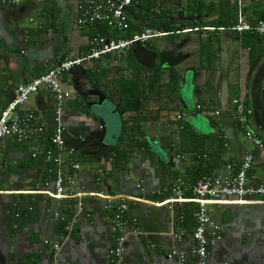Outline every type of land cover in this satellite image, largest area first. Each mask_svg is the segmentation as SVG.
Returning <instances> with one entry per match:
<instances>
[{"label":"crops","instance_id":"0c3cea01","mask_svg":"<svg viewBox=\"0 0 264 264\" xmlns=\"http://www.w3.org/2000/svg\"><path fill=\"white\" fill-rule=\"evenodd\" d=\"M148 1L153 5V12H141L140 15L147 21H141L140 25L158 23L148 20L151 21L152 17L158 20L157 14L166 10L178 30L171 36L151 39L145 47L135 46L131 51L143 54L147 49L157 48L160 54L168 52L170 56L163 58L176 62L172 67L181 75L178 92L169 90L166 84L168 72H165L158 89L148 90L147 80L142 81V106L139 111L110 115L116 116V119L119 116L114 124L117 133H111L110 152L118 140L122 118L129 119L128 125L132 128H135L134 124L140 127L120 144L127 150V161L116 166L109 152L104 156L81 154L76 150L72 156L61 152V165L41 186L52 192L58 174L73 173L74 184L60 197L31 191L33 181L41 183L38 179L42 167L33 166L35 160L31 153L43 150L45 143L42 139L22 142H15L12 138L0 139V264H107L111 213L103 208L105 199L97 194L99 192L128 201L124 264H180L175 259H168L167 252L172 249L189 250L194 228L191 232L186 229L182 239L174 236L181 223L176 222L170 204H158L171 195L159 194L158 191L176 184L178 180L189 186L202 175L221 174L227 163L240 162L246 153L253 155L248 172L250 183L254 186L264 183V151L245 138L243 130L232 117V99L242 97L249 100L253 113L247 117L246 127L264 143L261 125L264 122V70L260 87L262 110L255 114L251 103V85L264 64V55L248 77V48H243L239 38L228 33V28L214 30L211 23L216 16L211 11L195 14L194 20H190L185 13L179 14L189 0ZM201 1L205 5L219 2ZM257 2L230 0L231 5L237 4L238 11L246 19L264 8V0L259 1L256 7L254 3ZM21 3L16 7L0 6V114L19 83L30 81L64 56L73 58L82 54L87 49L90 34L96 30V34H111L108 29H99L101 27L98 26L77 29L74 24L76 0H21ZM31 8L35 10L36 17H30L31 24H25L24 13ZM70 20H73L71 26ZM164 37L176 41L171 42L173 49L161 48L160 41ZM227 39L234 40V44ZM208 49L217 52L210 56L211 66L205 67L200 57ZM187 53L188 59L185 56ZM117 57L119 55H102L84 64L83 68L87 72L98 73L100 70L103 73L98 86L107 99L119 107L117 79L122 72L128 73L125 61L121 56ZM66 78L73 96L63 107L61 125L76 139L85 138L86 124L94 120L91 116L93 112L86 106L88 111L85 107L81 108L83 103L75 94L72 83L76 75L69 74ZM93 81H96L95 78ZM188 90L195 103L193 108L185 100ZM111 93L113 97H110ZM198 104L200 109L196 108ZM104 106L108 111L113 108L108 103ZM186 106L188 111L184 110ZM55 108L53 96L40 89L30 95L20 113L33 111L45 124L48 135L54 132ZM216 110H219L218 114H215ZM177 113L186 114L194 135L206 136L202 149L197 147L187 151L186 148L198 146V136L188 135L181 144L174 139L178 135L174 120ZM197 116L205 120V129L190 122ZM220 135L225 138L222 147L218 145ZM132 136L138 137V140ZM216 152H219L218 156ZM70 160L77 162L79 168L72 169ZM15 199L17 201H13ZM180 205L182 203H176L174 208ZM206 208L223 229V238L210 249L206 264H264V202H209ZM11 210L22 215L18 216L19 222ZM56 212L68 218L72 229L67 232L63 228L62 232H67L66 238L60 249L53 253L44 245V240L57 239L59 235L58 221L54 218ZM188 264L199 263L191 259Z\"/></svg>","mask_w":264,"mask_h":264},{"label":"built area","instance_id":"2783aa9c","mask_svg":"<svg viewBox=\"0 0 264 264\" xmlns=\"http://www.w3.org/2000/svg\"><path fill=\"white\" fill-rule=\"evenodd\" d=\"M21 0H0V6L16 7ZM133 0H76L75 4V27L79 30L89 26H102L108 29L110 35L96 34L89 40L87 50L76 57L64 56L53 65L46 67L42 72L34 76L30 81L19 83L14 90L13 97L7 101L0 114V139L12 138L17 142L42 139L46 136V126L43 122L35 120L33 111L20 113L23 106L27 103L30 95L37 93L40 89L47 90L54 98L56 108L54 111V123L57 125L48 136L50 147L45 151L46 161L61 165V152L65 151L69 156L74 154V149L67 147L62 139L61 133L65 127L61 125V113L66 102L73 96L71 87L67 84V76L70 71L77 67H83L102 55L113 54L125 56L135 46L145 47L153 38L167 35L159 29L145 27L140 33H135L131 38L115 36L116 33H122L129 28L131 13L128 9ZM238 22L231 28L238 33L244 31L254 32L264 36V19L251 22L244 14L238 11ZM232 117L243 130L246 139L260 150L264 151V143L256 138L246 127V119L252 114L251 108L245 106L242 97L232 99ZM211 107V106H209ZM197 109L201 105H196ZM219 110L215 111L218 114ZM175 133L178 134L187 122V116L184 113L175 115ZM82 138V137H80ZM35 157L37 152L31 153ZM253 155L246 153L238 163H227L225 171L221 174H205L199 177L192 185H185L182 180L169 187L162 188L159 194L168 193L169 199L158 204H170L169 208L175 211L174 204L183 202H196L197 210L194 212L196 219L195 227L192 232V245L189 250L172 249L167 252L168 259H175L180 264H188L191 259H196L199 264H205L209 256L210 249L218 244L223 238V229L220 224L214 221L206 204L209 202H264V183L256 186L249 181L248 172L252 167ZM72 169L79 168L77 162L70 160ZM74 174H58L54 181L52 192L44 190L41 186L44 183H36L31 187L32 192H47L53 197H60L65 190L74 184ZM46 183V182H45ZM98 184V180L96 181ZM140 187V185H137ZM192 192V196H186L187 191ZM105 199L103 208L111 213L110 234L111 244L107 250V264H124V243L126 240V225L128 223L129 205L126 199H117L106 193H97ZM230 199V200H229ZM175 214V212H174ZM20 216L19 212L14 213V217ZM56 221L64 222V230L69 232L72 227L68 218L55 213ZM182 215L179 216L181 222ZM16 227V225H15ZM184 227H177L175 237L182 239ZM64 231L60 233L57 239H45L44 245L50 250L57 252L66 238Z\"/></svg>","mask_w":264,"mask_h":264},{"label":"trees","instance_id":"16d2710c","mask_svg":"<svg viewBox=\"0 0 264 264\" xmlns=\"http://www.w3.org/2000/svg\"><path fill=\"white\" fill-rule=\"evenodd\" d=\"M218 1L219 2L217 4L212 3L209 5H205L201 0H189L186 4V8L184 10H179V14L183 15L185 13V15L190 18V20H194L193 17L195 16V14H201L202 11H206V10L211 11L212 14L216 16L214 21L211 23L212 26L214 27V30L220 27L230 29L229 31L239 38L240 45L243 48H248V53H249V67L248 68L249 69H248L247 76L250 77L251 73L255 70L262 56L264 55V36L258 35L257 33H254V32L244 31L242 33H238L234 30H231V28L235 26L238 22L237 4L235 3L234 5H231L230 0H218ZM259 1L261 0H258L257 3H254L256 7L260 4ZM152 7L153 5L148 0H133L132 5L128 9L129 13H131L132 15L129 20V28L122 33H116L115 36L131 38L135 33H140L143 30V28L150 27V26L153 28L159 29L163 32H166L167 35L170 34V36L173 34H176L178 27L176 26V24H174V22L170 20L169 12L166 10L161 11L157 14V16L159 17L158 20H154L153 17L151 18V21L148 20L150 23H155V22H158V23H155L153 25L150 24V26L140 25V22L145 20L144 16L140 15V13L143 12V14H145V13L153 12ZM259 19H264V8L258 10L255 13V15L253 17H250L248 20L251 22H255ZM98 27H101L99 29H103L102 26H98ZM96 31L98 32V30ZM96 31L90 34L89 40L92 36L96 34ZM155 50L157 51V54L159 55L158 49L155 48ZM216 52H217L216 50L211 51L208 49L207 53L201 54V57H200L201 64L204 65L205 67L211 66L213 62L210 60L211 58L210 56L211 55L214 56ZM201 53H202V50H201ZM121 57H122L121 59H123L126 63V69L128 73L127 75L126 73L124 74L122 72L121 77L117 79V93H119V96H120L119 110L122 112V114H125L126 112H137L140 110L142 106L141 93H142V81L143 80H147L148 82L147 88L148 90L152 91L154 89H158V87L161 84L162 74L165 72H168V81L166 84L168 85V88L170 91L174 93L178 92L177 87L179 86L181 75L173 67H163L160 64L158 65L155 62L152 68H145L135 59L134 54H132L131 50L128 52L127 55L121 56ZM146 72H148V76H146ZM86 74L90 78L91 77L95 78L96 81H93L94 78L91 80L100 89V87L98 86L99 85L98 81L102 78L103 73L99 70L98 73L86 71ZM110 97H113L112 93L110 94ZM244 102H245V106L249 108L250 106L249 100H244ZM82 107L84 108L85 105L82 104L81 108ZM84 109H86L85 111H88L86 107ZM35 117H36L35 120L40 122L36 115ZM128 120L129 119H125V118L121 119V128H120L118 140L113 145V150L109 152L110 157L112 158V163L116 166L120 162L127 161V158H126L127 150L124 148H121L120 144L127 138V135H132L133 131L135 132L136 128L140 129L139 126L136 127V124L133 125L135 126V128H132V126L128 125ZM48 135L46 134V136L42 138L43 142L45 143L44 148L42 151L37 152L36 156L33 157L35 161L34 163H32L33 166L35 167H42V173L40 175V178L38 179L41 182V184L43 183L45 184V182L49 180L50 176L53 173H55L54 170L56 169V167H58L56 164L46 161V158H45V151L47 148L50 147V143L48 141ZM188 135H193V137L198 136L196 139V141L198 142L197 143L198 146H191V147L189 146V148L186 147L187 151H193L197 147L199 148L203 147L206 136L205 135L199 136L197 134L194 135L190 125L187 122L184 128L178 133V135H176V137H174V139L179 141V143L181 144L184 137ZM132 138L138 140V137L132 136ZM224 139L225 138L222 135H220L218 139L219 147L223 146ZM186 141L187 139H185V142ZM215 154L218 156L219 152H216ZM202 156L203 155H200V157ZM88 159H92V158H88ZM207 159H209V157ZM197 161H202V160L198 159ZM31 184H32L31 187L35 186V181H33ZM185 195L192 196V192L189 190L185 193ZM13 201H17V200L15 199ZM197 208H198V204L196 203L183 202L182 205L175 208L174 212H175L176 222L179 221V216L182 215V218H181L182 220L180 222L181 226L184 227L185 230L188 229V231L191 232V228L193 229L195 227L196 219L193 214L197 210ZM16 212L17 211L13 212L11 210V213H13V216H14V213ZM21 216L22 215H20V217ZM20 217L16 219L17 222H19ZM57 223H58L57 229L60 234L64 228V222L58 221Z\"/></svg>","mask_w":264,"mask_h":264},{"label":"water","instance_id":"95a60500","mask_svg":"<svg viewBox=\"0 0 264 264\" xmlns=\"http://www.w3.org/2000/svg\"><path fill=\"white\" fill-rule=\"evenodd\" d=\"M72 23L73 20H70L69 25L71 26ZM150 51H153V53L151 54L148 49L145 50L143 54L136 53L135 50H132L135 59L145 68H152L155 64L156 57L159 55H161L159 61L161 66L172 67L174 64H176V62L171 63L167 58H163L165 56H170L168 52H161V54L159 53L158 55L156 50ZM263 70L264 64L260 66V69L251 85V103L253 105V109L255 110V114L262 110L260 87L263 77ZM70 74L76 75L77 80L75 78L72 79L74 92L80 97L81 103H83V105H85L91 112H93L91 116L92 118L94 117V120L92 119L94 122L92 121L91 123L86 124L88 130L85 138L76 139L73 134L64 131L61 133L62 139L64 140L67 147H71L74 150L79 151L81 154L104 156L112 149L110 138L108 140L106 139L107 117H110L112 114L122 115V112L119 111L118 105L110 102L107 99L106 94L92 82L91 78L86 74V71L83 67L72 69ZM77 74H81V77H77ZM107 103L110 105V107L113 106L111 111H108L106 106H104ZM184 110L188 111L189 108L186 106ZM261 125L264 129V122H261ZM53 126L55 129L57 125L54 123ZM114 127L115 125L113 124L111 128ZM108 136H111V134Z\"/></svg>","mask_w":264,"mask_h":264},{"label":"rangeland","instance_id":"374dc122","mask_svg":"<svg viewBox=\"0 0 264 264\" xmlns=\"http://www.w3.org/2000/svg\"><path fill=\"white\" fill-rule=\"evenodd\" d=\"M20 4H22V3H20ZM30 17H32V18L36 17V12H35V10L33 8L27 9V11L24 13V19L23 20H24L25 24H29L30 23L29 22ZM227 30L229 31L230 29H227ZM228 33L233 34L230 31ZM227 40L230 43L234 44V40H230V39H227ZM167 41H169V43H167ZM173 41L176 42L175 40L167 39L166 37H164L163 40L161 38L160 46H161V48L163 47V48L173 49V44H171V42H173ZM156 46L159 47V44H156ZM151 50L155 51V49H151ZM148 51L151 54L153 53V51H150V50H148ZM185 56H186V58L189 57V53L185 54ZM119 58H120V56L117 57V59H119ZM185 100L192 108L194 107L195 103L192 100V97L190 96V90H188V93L185 95ZM118 117L119 116L117 115V119H118ZM117 119H116V116L115 117H107V120H106V122H107V124H106V130H107L106 135H107V137H106V139L107 140L111 137V136H108V135H110L111 133H117V128H111V126L113 124L117 123ZM190 122L194 123L199 128H202V130L205 129V127H207L206 122L203 119V117L202 118H200L199 116L193 117V119H191Z\"/></svg>","mask_w":264,"mask_h":264},{"label":"flooded vegetation","instance_id":"af4514ba","mask_svg":"<svg viewBox=\"0 0 264 264\" xmlns=\"http://www.w3.org/2000/svg\"><path fill=\"white\" fill-rule=\"evenodd\" d=\"M160 58H161V55H159V56H157L156 57V60H155V62L159 65V61H160ZM186 124V123H185ZM185 126V125H184Z\"/></svg>","mask_w":264,"mask_h":264},{"label":"clouds","instance_id":"9594fccd","mask_svg":"<svg viewBox=\"0 0 264 264\" xmlns=\"http://www.w3.org/2000/svg\"><path fill=\"white\" fill-rule=\"evenodd\" d=\"M214 29V28H213ZM249 108H251V107H249ZM252 110V109H251ZM252 113H253V110H252Z\"/></svg>","mask_w":264,"mask_h":264}]
</instances>
